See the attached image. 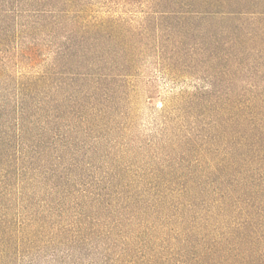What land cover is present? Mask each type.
I'll use <instances>...</instances> for the list:
<instances>
[{
    "label": "trees",
    "instance_id": "1",
    "mask_svg": "<svg viewBox=\"0 0 264 264\" xmlns=\"http://www.w3.org/2000/svg\"><path fill=\"white\" fill-rule=\"evenodd\" d=\"M0 264H264V0H0Z\"/></svg>",
    "mask_w": 264,
    "mask_h": 264
},
{
    "label": "rangeland",
    "instance_id": "2",
    "mask_svg": "<svg viewBox=\"0 0 264 264\" xmlns=\"http://www.w3.org/2000/svg\"><path fill=\"white\" fill-rule=\"evenodd\" d=\"M130 10L133 14H137L141 9L130 8ZM194 86L196 83L191 81L178 83L171 81L159 71L154 63L143 65L136 82V90L132 92L136 107V135L145 138L152 134L156 130L157 117L162 104H168L174 94L193 91Z\"/></svg>",
    "mask_w": 264,
    "mask_h": 264
}]
</instances>
